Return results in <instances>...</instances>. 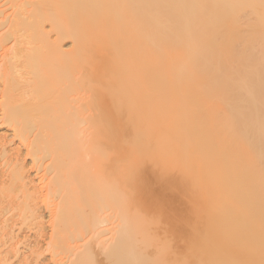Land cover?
<instances>
[{"label": "bare ground", "instance_id": "obj_1", "mask_svg": "<svg viewBox=\"0 0 264 264\" xmlns=\"http://www.w3.org/2000/svg\"><path fill=\"white\" fill-rule=\"evenodd\" d=\"M0 264H264V0H0Z\"/></svg>", "mask_w": 264, "mask_h": 264}, {"label": "rangeland", "instance_id": "obj_2", "mask_svg": "<svg viewBox=\"0 0 264 264\" xmlns=\"http://www.w3.org/2000/svg\"><path fill=\"white\" fill-rule=\"evenodd\" d=\"M5 134V130L1 129L0 130V135H4Z\"/></svg>", "mask_w": 264, "mask_h": 264}]
</instances>
